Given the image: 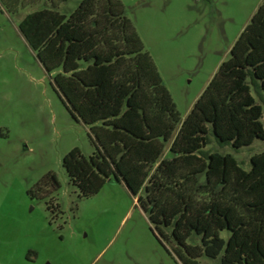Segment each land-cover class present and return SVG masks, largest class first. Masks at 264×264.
<instances>
[{"label": "trees", "instance_id": "obj_1", "mask_svg": "<svg viewBox=\"0 0 264 264\" xmlns=\"http://www.w3.org/2000/svg\"><path fill=\"white\" fill-rule=\"evenodd\" d=\"M34 1L0 3L13 13ZM63 1L46 0L49 8L25 13L16 30L69 117L86 129L91 153L72 147L60 159L76 196L106 180L121 183L153 239L180 264L201 255L264 264V150L241 169L230 154L204 148L210 139L232 151L264 140L249 94L264 105V0L181 119L120 3L78 0L63 15L53 10ZM56 186L45 173L26 194L39 198Z\"/></svg>", "mask_w": 264, "mask_h": 264}, {"label": "rangeland", "instance_id": "obj_2", "mask_svg": "<svg viewBox=\"0 0 264 264\" xmlns=\"http://www.w3.org/2000/svg\"><path fill=\"white\" fill-rule=\"evenodd\" d=\"M77 1L53 10L67 15ZM117 1L181 119L261 0ZM41 7L49 8L46 0L8 13L0 3V264H180L153 239L121 183L106 180L96 193L77 197L67 182L62 155L75 147L86 157L92 148L16 30L25 13ZM249 94L260 107L264 133V105ZM165 148L160 157L167 156ZM204 148L228 153L246 169L264 140L232 151L210 139ZM45 173L56 188L29 198L27 189ZM196 264H218L217 257L201 255Z\"/></svg>", "mask_w": 264, "mask_h": 264}]
</instances>
